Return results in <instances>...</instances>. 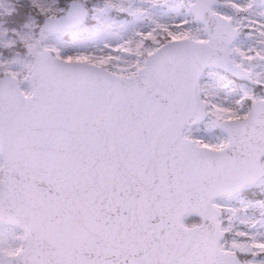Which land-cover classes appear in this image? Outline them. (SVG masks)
<instances>
[{
    "label": "snow or ice",
    "instance_id": "snow-or-ice-1",
    "mask_svg": "<svg viewBox=\"0 0 264 264\" xmlns=\"http://www.w3.org/2000/svg\"><path fill=\"white\" fill-rule=\"evenodd\" d=\"M0 264H264V0H0Z\"/></svg>",
    "mask_w": 264,
    "mask_h": 264
}]
</instances>
